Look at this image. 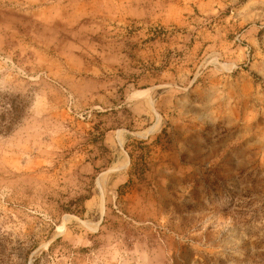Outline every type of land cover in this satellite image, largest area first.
<instances>
[{
    "label": "rangeland",
    "instance_id": "374dc122",
    "mask_svg": "<svg viewBox=\"0 0 264 264\" xmlns=\"http://www.w3.org/2000/svg\"><path fill=\"white\" fill-rule=\"evenodd\" d=\"M106 1L0 0V117L22 107L0 126V264H264V0L162 56ZM153 84L148 141L93 202L90 141Z\"/></svg>",
    "mask_w": 264,
    "mask_h": 264
},
{
    "label": "crops",
    "instance_id": "0c3cea01",
    "mask_svg": "<svg viewBox=\"0 0 264 264\" xmlns=\"http://www.w3.org/2000/svg\"><path fill=\"white\" fill-rule=\"evenodd\" d=\"M247 1L144 0L141 6L145 8L146 14H142L143 11L137 13L134 0H112L106 1V4L112 5L111 2H113L116 8L120 7L119 20L140 21L148 18V36L152 37L151 46H154V50L158 52L159 56H162L168 47L177 49L182 47L186 37L192 41L190 48L186 51L190 55L194 51L198 39L209 36L215 25V17L221 15L226 7H231L232 17L224 15L226 18L220 20L226 24L229 23V28L240 26L244 20ZM103 14L108 15L106 12ZM113 17L115 18V15ZM211 21L212 24L209 23ZM156 31L161 34L157 35ZM153 33L154 36H152ZM149 72L151 73L153 70ZM159 72L161 76L168 77L169 72H166V69L161 68ZM157 89L159 86L155 84L142 89H129L122 102L113 108L118 109L124 106L128 110L130 119L127 125L118 124V127L106 130L90 141L91 153L89 154L91 157L84 159L82 167L86 172L92 173L90 180L94 190V194L91 196L93 202L104 196L105 191L116 188L126 180L129 157L124 145L130 136L138 137L145 143L148 141L150 132L148 131V110L151 112L153 108L150 98L156 94ZM133 125L138 126L135 129Z\"/></svg>",
    "mask_w": 264,
    "mask_h": 264
},
{
    "label": "trees",
    "instance_id": "16d2710c",
    "mask_svg": "<svg viewBox=\"0 0 264 264\" xmlns=\"http://www.w3.org/2000/svg\"><path fill=\"white\" fill-rule=\"evenodd\" d=\"M22 107H9V112L2 114L0 117V123H3L4 120H7V124L4 126L3 124H0L3 131L8 132L10 129L19 122V120L22 118ZM125 147V146H124Z\"/></svg>",
    "mask_w": 264,
    "mask_h": 264
},
{
    "label": "built area",
    "instance_id": "2783aa9c",
    "mask_svg": "<svg viewBox=\"0 0 264 264\" xmlns=\"http://www.w3.org/2000/svg\"><path fill=\"white\" fill-rule=\"evenodd\" d=\"M67 99H68V101H70V99H71L70 95H67Z\"/></svg>",
    "mask_w": 264,
    "mask_h": 264
}]
</instances>
